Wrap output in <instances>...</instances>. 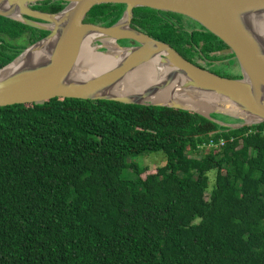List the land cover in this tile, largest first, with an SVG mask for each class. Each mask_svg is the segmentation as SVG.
Wrapping results in <instances>:
<instances>
[{"label": "trees", "instance_id": "obj_1", "mask_svg": "<svg viewBox=\"0 0 264 264\" xmlns=\"http://www.w3.org/2000/svg\"><path fill=\"white\" fill-rule=\"evenodd\" d=\"M124 8L86 22L112 26ZM182 18L137 8L132 25L189 60L205 40ZM48 34L0 17V69ZM152 153L167 162L143 178L131 158ZM0 264H264V123L104 100L0 108Z\"/></svg>", "mask_w": 264, "mask_h": 264}, {"label": "water", "instance_id": "obj_2", "mask_svg": "<svg viewBox=\"0 0 264 264\" xmlns=\"http://www.w3.org/2000/svg\"><path fill=\"white\" fill-rule=\"evenodd\" d=\"M45 1L65 6L57 13L33 10ZM101 5L126 11L112 26L86 22ZM136 8L195 21L228 46L221 54H234L241 77L215 74L133 28ZM0 17L49 33L0 69V108L55 98L104 100L190 111L233 130L264 123V0H0ZM124 40L132 47L119 43ZM89 53L105 56L107 65H94ZM149 68L157 71L154 77ZM149 78L155 79L141 85ZM174 94L192 101L182 103Z\"/></svg>", "mask_w": 264, "mask_h": 264}, {"label": "flooded vegetation", "instance_id": "obj_3", "mask_svg": "<svg viewBox=\"0 0 264 264\" xmlns=\"http://www.w3.org/2000/svg\"><path fill=\"white\" fill-rule=\"evenodd\" d=\"M32 8H33V10L45 12V11L42 10L43 5L41 3L33 5ZM136 9H134V11H133L132 22H133V19H134V12H135ZM125 11H126V6H125L121 16H123ZM176 15H178V14H176ZM180 16H182V15H180ZM182 17L183 18H182L181 21H182V24H184L186 30L189 31L191 34L197 33L199 36H201L205 40V42H200L199 43L200 49H202L204 47V44H205V47H208V49L211 50V51L210 50L208 51V49H207V51L209 52V54L207 55L206 53H204L200 49H198V48L197 49H192L191 48L192 46L188 45L189 49H192V50L186 51L185 54H186V56L189 58V60L192 63H194V64H196V65H198V66H200V67H202L204 69H207V70H209V71H211V72H213L215 74H218L220 76H225V75L219 74L217 71H214L212 68L215 69L217 66H222V65L223 66H230L232 68V71L235 73L232 76L237 77V76L241 75V71H240V67L239 66H238L239 73L236 71L238 62H237L234 54L233 53L221 54V52L224 51V50H227V47H228L222 40H220L215 35L214 36L216 38L211 36V35H209L208 31L205 28H203L202 26H200L198 23H196L195 21H193V20H191V19H189V18H187L185 16H182ZM121 18L122 17H120V19ZM179 23L181 24V22H179ZM132 24L133 23H131V26L133 27ZM133 28H135V27H133ZM135 29H138V30L142 31L139 28H135ZM119 43L121 45H123V46L132 47L131 42L127 41V40L119 41ZM137 45L138 44H136L135 46H137ZM217 56H221V57L225 56V57L224 58H216ZM234 61H235L236 65L234 64V66L232 67L231 65H233Z\"/></svg>", "mask_w": 264, "mask_h": 264}, {"label": "rangeland", "instance_id": "obj_4", "mask_svg": "<svg viewBox=\"0 0 264 264\" xmlns=\"http://www.w3.org/2000/svg\"><path fill=\"white\" fill-rule=\"evenodd\" d=\"M236 65L235 61L233 62L232 67ZM238 64H237V69L238 71ZM214 71H217L221 75H234L235 73L232 71V68L230 66H217L215 69L212 68ZM238 75V74H237ZM222 116V115H220ZM223 120L225 123H236V119H232L226 116H222ZM132 161L137 162L138 165L141 167H144L147 172L143 174V178H146L147 175L149 174H154L157 171V168L164 166L167 162L166 155L164 153H152V154H145V155H140L137 157L131 158ZM210 184H209V191L207 192V197L209 196L210 192L213 190L215 186V173L211 172L210 174Z\"/></svg>", "mask_w": 264, "mask_h": 264}, {"label": "bare ground", "instance_id": "obj_5", "mask_svg": "<svg viewBox=\"0 0 264 264\" xmlns=\"http://www.w3.org/2000/svg\"><path fill=\"white\" fill-rule=\"evenodd\" d=\"M114 48V47H113ZM115 49V48H114ZM86 56V59H90V62H92L93 63V61H94V65H96V66H104V65H107V58L105 57V56H103V55H97V56H94V55H92V54H86L85 55ZM149 71H151V73H157V71L155 70V69H148L147 70V72H149ZM153 73V76L152 77H154L155 76V74ZM154 79L155 78H149V80L148 79H141V80H139V81H141V85L142 84H147V83H149V81L150 80H153L154 81ZM168 97L167 96H165L164 97V99H167ZM172 98L173 99H175V100H178V101H180V102H182V103H190L192 100H190V99H185L183 96H179V95H177V94H174V95H172ZM170 100V97L168 98V101ZM184 104V105H185Z\"/></svg>", "mask_w": 264, "mask_h": 264}, {"label": "built area", "instance_id": "obj_6", "mask_svg": "<svg viewBox=\"0 0 264 264\" xmlns=\"http://www.w3.org/2000/svg\"><path fill=\"white\" fill-rule=\"evenodd\" d=\"M209 146H212V147H214V146H216L214 143H211V144H209Z\"/></svg>", "mask_w": 264, "mask_h": 264}]
</instances>
